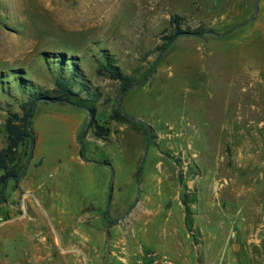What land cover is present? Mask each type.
<instances>
[{
    "label": "rangeland",
    "instance_id": "obj_1",
    "mask_svg": "<svg viewBox=\"0 0 264 264\" xmlns=\"http://www.w3.org/2000/svg\"><path fill=\"white\" fill-rule=\"evenodd\" d=\"M172 14L206 33L161 57ZM45 52L78 65L109 132L98 136L86 109L37 102L32 158L31 143L21 150L27 194L11 179L0 205V264H133L139 245L219 264L246 223L237 198L264 201V0H0V72L51 90L57 60ZM108 61L134 82L99 72ZM11 84L0 85V147L8 111L28 99ZM128 116L151 126L141 177L149 127ZM111 183L109 220L126 215L115 224Z\"/></svg>",
    "mask_w": 264,
    "mask_h": 264
},
{
    "label": "trees",
    "instance_id": "obj_2",
    "mask_svg": "<svg viewBox=\"0 0 264 264\" xmlns=\"http://www.w3.org/2000/svg\"><path fill=\"white\" fill-rule=\"evenodd\" d=\"M186 17L180 14H172L170 17V24L176 28V31L168 37L169 41L164 46V49L170 44L176 36L180 34L185 35L181 25L185 22ZM194 33L205 34V30L190 31ZM45 60L50 62L56 61L57 72L54 80V87L51 90H43L37 87L33 81L27 79L23 75L22 69L12 70L11 73L0 72V85L3 90H11V80L16 83V88L23 93L27 94V100L21 105V111L9 110L8 116L5 120V130L7 133L6 145L0 148V205L5 201V197L1 194L2 189L8 182L13 179L18 182L22 179L23 174L21 168L22 154L21 150L27 143H35L34 133L32 131V117L37 102H56V103H68L78 108L89 110L94 116L93 124L95 125V132L98 136L107 135L109 128L105 127L97 121L95 118L96 106L95 102L100 96L99 93H94L91 97L84 98L82 96L83 91H87L88 88L85 84L84 77L76 65L74 68L71 62L66 64V56L64 53L55 55L53 58H49L48 53H44ZM61 59V60H59ZM72 59V58H71ZM73 60V59H72ZM105 70L109 73L110 77L115 80H120L124 84L133 83L134 78L131 75L125 74L116 65H113L110 61L103 64L99 69V72ZM12 77V79H11ZM23 83L21 84V80ZM4 85H7L5 87ZM115 116L121 115L122 112L115 108ZM188 211L189 208L187 207ZM188 227L190 225L188 224Z\"/></svg>",
    "mask_w": 264,
    "mask_h": 264
},
{
    "label": "crops",
    "instance_id": "obj_3",
    "mask_svg": "<svg viewBox=\"0 0 264 264\" xmlns=\"http://www.w3.org/2000/svg\"><path fill=\"white\" fill-rule=\"evenodd\" d=\"M19 190L23 192V180L20 182ZM240 196L237 199L240 200L244 196V201L241 200L239 208L246 210L247 217L242 237L233 240L229 252L220 254L219 264H264V201L258 195H256L258 199L251 194ZM86 239L90 238L86 237ZM61 241L57 239V244Z\"/></svg>",
    "mask_w": 264,
    "mask_h": 264
},
{
    "label": "water",
    "instance_id": "obj_4",
    "mask_svg": "<svg viewBox=\"0 0 264 264\" xmlns=\"http://www.w3.org/2000/svg\"><path fill=\"white\" fill-rule=\"evenodd\" d=\"M257 12H258V4L256 5V13L246 22V23H248V22H250V21H252L255 17H256V15H257ZM246 23H244V24H246ZM243 24V25H244ZM239 26H237V27H235L234 29H236V28H238ZM230 31H228V32H225V33H215V35L217 36V37H221V36H223V35H225V34H227V33H229ZM185 34H187V35H190V36H198V37H204L205 36V34H202V33H194V32H185ZM180 35H182V34H180ZM177 37L178 36H176L174 39H173V41H175L176 39H177ZM173 41L171 42V43H173ZM171 43L168 45V47L166 48V50L161 54V57L166 53V51L168 50V48L170 47V45H171ZM139 84H142V83H135V84H133V85H131V87H136L137 85H139ZM119 103V102H118ZM89 111V110H88ZM90 112V111H89ZM130 119H132V120H134V121H137V122H140V123H143V124H145V125H147L148 127H149V133H148V137H147V143H146V148H145V153H144V155H143V159H142V162H141V167H140V177H141V175H142V168H143V163H144V161H145V158H146V154H147V149H148V147H149V137H150V134H151V126L146 122V121H144L143 119H141V118H135V117H131V116H128ZM93 118V115L90 113V119H89V122H90V120ZM89 122H88V125H89ZM88 125L86 126V128L88 127ZM83 147V146H82ZM33 152H34V144H32V147H31V153H30V157H29V160H30V158H32V155H33ZM82 157L83 158H85V154H84V147L82 148ZM88 161H91V160H88ZM29 162V161H28ZM110 166H111V164H109ZM24 173V171L21 173V175ZM5 188H6V186L2 189V191H1V194H3V192H4V190H5ZM112 189H113V183H111V187H110V192H109V196H108V201H107V207H106V213H105V217H106V220L109 222V223H111V224H115V223H118V222H120V221H122L123 220V218H125V216H123V218H120V219H117V220H115V221H110L109 220V205H110V201H111V192H112ZM134 206H132V208H133Z\"/></svg>",
    "mask_w": 264,
    "mask_h": 264
},
{
    "label": "built area",
    "instance_id": "obj_5",
    "mask_svg": "<svg viewBox=\"0 0 264 264\" xmlns=\"http://www.w3.org/2000/svg\"><path fill=\"white\" fill-rule=\"evenodd\" d=\"M133 264H177L167 253L153 251L139 245Z\"/></svg>",
    "mask_w": 264,
    "mask_h": 264
},
{
    "label": "flooded vegetation",
    "instance_id": "obj_6",
    "mask_svg": "<svg viewBox=\"0 0 264 264\" xmlns=\"http://www.w3.org/2000/svg\"><path fill=\"white\" fill-rule=\"evenodd\" d=\"M131 211V210H130ZM105 213H106V211H105Z\"/></svg>",
    "mask_w": 264,
    "mask_h": 264
}]
</instances>
